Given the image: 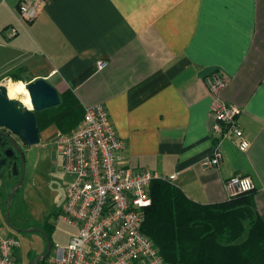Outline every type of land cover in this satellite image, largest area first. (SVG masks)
<instances>
[{
  "label": "crops",
  "instance_id": "obj_1",
  "mask_svg": "<svg viewBox=\"0 0 264 264\" xmlns=\"http://www.w3.org/2000/svg\"><path fill=\"white\" fill-rule=\"evenodd\" d=\"M19 1L0 0L3 32L19 25ZM0 47V82L47 79L77 108L69 131L103 104L126 142L118 155L135 171L175 174L174 184L206 204L228 200L225 181L248 175L264 223V0H43ZM217 71L227 78L219 96L241 108L250 147L222 139L220 164L205 167L218 142L207 83Z\"/></svg>",
  "mask_w": 264,
  "mask_h": 264
},
{
  "label": "built area",
  "instance_id": "obj_2",
  "mask_svg": "<svg viewBox=\"0 0 264 264\" xmlns=\"http://www.w3.org/2000/svg\"><path fill=\"white\" fill-rule=\"evenodd\" d=\"M42 3L43 0H20L19 25L9 26L6 37H14L25 22L34 20ZM105 66L106 62H99V67ZM207 83L214 97L211 128L218 135V142L203 164L215 167L222 160V139L235 138L242 151L249 149L250 141L238 124L241 108L219 96L227 84L226 76L213 72ZM54 142L63 171L72 177L58 219L73 225L77 233L65 248L50 252L47 263L170 264L142 226L144 209L152 202L151 181L158 178L173 182L176 175L137 172L121 159L118 153L126 147V142L119 138L103 104L88 106L81 126L69 132L58 131ZM254 188L248 175H234L225 181L228 198ZM4 231V215L0 210V264H17L14 252L21 247V241Z\"/></svg>",
  "mask_w": 264,
  "mask_h": 264
},
{
  "label": "trees",
  "instance_id": "obj_3",
  "mask_svg": "<svg viewBox=\"0 0 264 264\" xmlns=\"http://www.w3.org/2000/svg\"><path fill=\"white\" fill-rule=\"evenodd\" d=\"M14 79L19 80L16 75ZM76 109L68 108V96L63 95L45 121L72 117ZM149 190L152 202L144 209L142 230L170 264H264V223L255 190L207 204L164 179H153Z\"/></svg>",
  "mask_w": 264,
  "mask_h": 264
},
{
  "label": "rangeland",
  "instance_id": "obj_4",
  "mask_svg": "<svg viewBox=\"0 0 264 264\" xmlns=\"http://www.w3.org/2000/svg\"><path fill=\"white\" fill-rule=\"evenodd\" d=\"M1 20V18H0ZM5 23V22H3ZM0 21V43L6 40V31L2 29ZM2 47H0V50ZM0 73L5 74V67L0 63ZM20 80L7 82V88L16 84H22ZM22 81V80H21ZM25 83V82H24ZM24 85V84H23ZM63 99V95L60 96ZM22 99V97H17ZM58 106V105H57ZM51 112V111H50ZM60 110H58V113ZM52 113V112H51ZM75 118H58L53 122L54 134L51 132L52 140L48 147L33 158V166L29 171L24 185L12 201L11 217L18 220L20 228H40L45 231L47 237L38 231H18L11 226H5V234L12 235L21 241L17 264H32L33 260L43 251L47 250V241L51 243V254L58 248H65L70 237L76 233L73 225L64 220L58 219L61 207L66 197V187L72 177L66 174L62 168V158L58 153L57 145L54 142L57 132L73 129ZM43 129L44 141H48L47 134ZM36 151L38 148L36 147ZM7 193L0 185V209L4 212L3 203ZM5 217V214H4ZM40 264H48L41 262Z\"/></svg>",
  "mask_w": 264,
  "mask_h": 264
},
{
  "label": "water",
  "instance_id": "obj_5",
  "mask_svg": "<svg viewBox=\"0 0 264 264\" xmlns=\"http://www.w3.org/2000/svg\"><path fill=\"white\" fill-rule=\"evenodd\" d=\"M29 91L32 107L35 110H43L57 106L61 102L60 93L47 79L38 78L26 83ZM0 126H4L16 133L24 142L31 146L40 143V129L37 126L36 115L33 110L27 109L22 111L17 98H12L8 94L7 82H0ZM14 192H11L8 200V210L5 215V221L9 222L10 208ZM18 231H38L47 237V234L40 228H25ZM51 243L47 241V250L45 253L38 255L32 262L37 264L39 260L45 259L51 252Z\"/></svg>",
  "mask_w": 264,
  "mask_h": 264
},
{
  "label": "flooded vegetation",
  "instance_id": "obj_6",
  "mask_svg": "<svg viewBox=\"0 0 264 264\" xmlns=\"http://www.w3.org/2000/svg\"><path fill=\"white\" fill-rule=\"evenodd\" d=\"M18 100L22 111H25L27 109L34 111L36 115L37 126L40 129L41 141L38 144L28 146L24 144L22 139L12 130L4 126H0V185L2 186V189L7 193V196L3 203L5 215L8 210V200L11 192H14V199L16 194L24 185L29 171L32 169L34 162L33 158L35 157V155L38 156L40 151L42 152L45 148H47L48 143L51 141H44L43 129L40 123L41 119L50 113L51 107L43 110H35L32 107V103L31 107H28L20 99ZM36 147L38 148V151H36ZM4 223L5 226H11L13 229H25L19 227L21 225L18 220L12 219L11 208L9 222H6L4 217Z\"/></svg>",
  "mask_w": 264,
  "mask_h": 264
},
{
  "label": "bare ground",
  "instance_id": "obj_7",
  "mask_svg": "<svg viewBox=\"0 0 264 264\" xmlns=\"http://www.w3.org/2000/svg\"><path fill=\"white\" fill-rule=\"evenodd\" d=\"M7 90L10 97L17 98L21 96L22 97L21 100L23 101V103L26 106L31 107L32 102L26 85L16 84L13 87H8Z\"/></svg>",
  "mask_w": 264,
  "mask_h": 264
}]
</instances>
